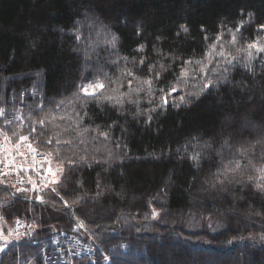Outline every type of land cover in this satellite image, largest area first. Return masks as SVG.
I'll list each match as a JSON object with an SVG mask.
<instances>
[{
    "label": "trees",
    "instance_id": "1",
    "mask_svg": "<svg viewBox=\"0 0 264 264\" xmlns=\"http://www.w3.org/2000/svg\"><path fill=\"white\" fill-rule=\"evenodd\" d=\"M260 25L264 0H0V125L13 139L28 136L62 170L52 187L59 196L50 187L0 186V213L34 221L36 239L81 234L96 252L75 264L264 262V192L255 180L214 183L222 159L232 158L229 147L264 137V52L247 47H264ZM202 66L216 83L197 96ZM97 78L102 94L73 95ZM173 86L168 105L158 107ZM121 92L122 103L105 99ZM249 158L264 164L261 147ZM37 194L44 203L24 198ZM204 219L209 226L193 227ZM37 250L10 245L0 264L28 256L43 264Z\"/></svg>",
    "mask_w": 264,
    "mask_h": 264
},
{
    "label": "snow or ice",
    "instance_id": "2",
    "mask_svg": "<svg viewBox=\"0 0 264 264\" xmlns=\"http://www.w3.org/2000/svg\"><path fill=\"white\" fill-rule=\"evenodd\" d=\"M260 29H264V25H260L259 26ZM74 31L77 33L76 35V39L79 40L81 37L79 35V29H74ZM184 31H187V28H184ZM237 31H239V28L237 29ZM139 35V32L137 33ZM205 39H207V37H205ZM220 40V36H217V41ZM115 42H116V38L113 37L112 40L110 41V43L112 44V46H115ZM233 42H235V36L233 37ZM248 49H256V52H264V47H259L257 46L256 43H250L248 46ZM143 49V45L140 46L139 50ZM212 49H215V44L212 45ZM208 55V53H206V56ZM218 56H224L223 51L217 53ZM253 53L251 51L248 52V57H249V62L246 63L244 66L251 72L253 71L251 68V59H252ZM235 57H231L230 59L226 60V63L231 66L233 63V60H235ZM141 64L144 63V60L142 59ZM186 65L191 63V61H185L184 62ZM199 63V62H197ZM218 63H220L218 61ZM163 67V65L161 66ZM217 69L213 68L211 71L215 72ZM151 71V69H150ZM201 75H200V79L205 81L200 89V92L195 93V95L199 96L201 92L207 90L211 85H213L214 83H216L215 81L211 80L208 76H207V68L206 66H202L201 68ZM225 71H227V69H225ZM129 76H131L132 74L129 72L128 73ZM187 76V72L185 70L181 71V77H186ZM86 79V78H85ZM156 79H159V73H157L156 75ZM179 79V78H178ZM144 83L146 85H148V91L149 93L151 92V85H152V81L151 80H147L144 81ZM129 84V88L131 90V85H132V80L130 79L128 81ZM106 88V85L104 83H102L98 78L94 81H89L88 83H81L77 86V92L74 93L73 95L77 98H80L81 95L84 98H94L98 93L102 94L103 89ZM119 89L118 88H114L113 92L116 93L118 92ZM135 91H140V89H136ZM161 91H163V89H161ZM177 92V87L173 86L169 89V91L162 97V104L159 105L158 107H163V106H167L169 103V98L173 96V93ZM128 95L127 93H119V96H115V95H110L105 97V99L109 100V101H113L115 103H122V99H120V97L126 96ZM189 95H192L191 93H189ZM21 96H23V93H21ZM179 101L180 103H184L186 102V97L181 95L179 97ZM71 101H69L70 103ZM64 103V101H61L57 104V108H59L62 104ZM138 103V102H137ZM175 106H179V105H175ZM151 111H155V109H152ZM4 112L3 109H0V115H2ZM63 119V118H61ZM149 121L152 119L151 116L148 117ZM44 120L41 119L39 121V123L41 125L44 124ZM5 123H10L8 121H6ZM36 132V127L35 124L32 127V133ZM15 135V133L13 134ZM100 135L105 136V138H107V133H100ZM4 141H8L9 137L5 134L3 137ZM27 142V147L28 149L34 153L33 155V159L35 160L36 155H44L43 153H37L36 149L33 147L32 143L29 142V137L28 136H19V139L17 141V148H19V145L22 143ZM48 144H51L52 141L51 139H49L47 141ZM64 143H70L68 141L64 142ZM57 144L59 145L60 142L57 141ZM225 145H228V141L225 140L224 142ZM257 147H261V151H262V158H264V137L261 138H257L254 141L253 140H244L242 142H240L239 146L236 147L234 150L231 149V147H229V151L231 152V159H228L227 161H224L222 159V163H221V167L217 169L216 173H214L215 176V184H245L247 182H251L253 180H255V188L258 189L261 192H264V164H262L261 166L257 167L255 164H253V161L250 157L254 156L255 154V150ZM4 151L3 148H0V152ZM18 155L21 157H25L26 158V154L24 152H18ZM51 155V154H49ZM202 155V153L199 152H195L190 156V159L192 160H197L200 158V156ZM236 157H239L238 159ZM245 159H247V163L244 164L242 163V161H244ZM47 160V157H45V161ZM82 161H84V158H81ZM45 161H41V163H44ZM72 161H68L69 166L72 165ZM0 164H3L4 168H8L10 165L13 166L14 170L19 173L20 171H27V168H24L23 165L20 166H16L15 165V160H9L7 157H3L0 158ZM249 169H254L256 173H258L257 176L253 177L251 175L247 176V179H244V173L249 170ZM34 171H37L39 173L38 169H33ZM51 167H49L48 172H51ZM58 171H62L61 169H58ZM7 172H3L0 171V176L3 175H7ZM53 175L55 176V173H53ZM31 177H29V180L31 181ZM60 177L56 176L55 179L52 181V183H58ZM3 181H0V183H2ZM44 188H47V185L43 186ZM99 187V185H98ZM32 190L33 191H37V185L35 184V182H32ZM53 193H55L57 196H59V192L56 191V188H51L50 189ZM18 192L20 191H27V189H17ZM97 195H99V192L97 193ZM61 200H63V197H60ZM35 200L39 201L41 203H44L43 198L41 195L37 194L35 196ZM64 207L67 208L68 207V203L67 201H64ZM152 215L155 217L157 215V213L155 212V210L153 211ZM17 223H19V221H17ZM261 239H264V236L261 237ZM5 248L3 246H0V251H4Z\"/></svg>",
    "mask_w": 264,
    "mask_h": 264
},
{
    "label": "rangeland",
    "instance_id": "3",
    "mask_svg": "<svg viewBox=\"0 0 264 264\" xmlns=\"http://www.w3.org/2000/svg\"><path fill=\"white\" fill-rule=\"evenodd\" d=\"M86 33V30H85ZM97 39H95L96 41ZM94 41V42H95ZM94 53V50H92L91 54ZM97 59V58H96ZM97 61V60H96ZM22 146L24 147V144H22ZM27 149V148H26ZM37 164V162H35ZM39 166H44V176L42 177L41 180L36 181L34 179H31L30 182H35V184L37 185V187L42 188L44 185H52V181L55 179L56 176L59 175L58 171V166L60 167V165L57 162H54L53 160H47L44 163H40ZM49 167H51V172H48ZM53 173H55V176L53 175ZM26 175L31 176L32 173L30 172H26ZM191 221V220H190ZM188 221V223L190 222ZM191 224V223H190ZM201 224H204L206 226H209V224L207 223L206 219H204L203 221H201L200 223L198 221H195L192 225L194 228H199ZM158 239V238H157ZM160 242V241H159ZM166 254V253H164ZM212 258L210 256H206L205 258ZM250 259L246 258L245 260H240L237 262H240L239 264H244V263H248L249 264ZM243 262V263H242ZM232 264H236L235 261L232 262ZM238 264V263H237ZM260 264H264V262L261 261Z\"/></svg>",
    "mask_w": 264,
    "mask_h": 264
},
{
    "label": "built area",
    "instance_id": "4",
    "mask_svg": "<svg viewBox=\"0 0 264 264\" xmlns=\"http://www.w3.org/2000/svg\"><path fill=\"white\" fill-rule=\"evenodd\" d=\"M61 245V244H60ZM59 248L57 247L55 250H49L48 252L49 253H53V252H55V251H57Z\"/></svg>",
    "mask_w": 264,
    "mask_h": 264
}]
</instances>
